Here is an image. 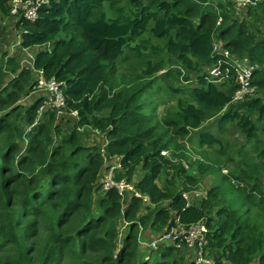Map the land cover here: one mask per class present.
<instances>
[{
  "label": "trees",
  "instance_id": "1",
  "mask_svg": "<svg viewBox=\"0 0 264 264\" xmlns=\"http://www.w3.org/2000/svg\"><path fill=\"white\" fill-rule=\"evenodd\" d=\"M9 8L10 0H0V15L12 18L18 45L35 50L32 68L4 50L0 56V251H6L0 264H51L66 252L73 253V264H193L171 245L136 259L139 227L161 230L174 218L204 220L214 264H264V230L247 218L249 208L217 205L214 186L187 202L182 192L188 188L175 189L172 179L193 185L195 178L161 153L192 130L200 153L210 146L222 150L217 132L234 122L244 140L235 147L242 181L235 187L242 203L264 217V0L243 9L232 0H47L33 19L10 15ZM214 41L248 58L251 94L230 99L231 68L221 82L205 75L218 57ZM117 63L130 68L131 77L124 80ZM35 69L59 81L64 109L75 110L73 117L45 109L33 122L39 96L17 102ZM160 69L182 81L167 86L174 105L161 117L163 128L143 100ZM116 75L114 90L109 82ZM17 114L27 129L13 121ZM208 117L211 124H202ZM87 126L99 132L101 147L82 141ZM111 158L121 167L115 177L133 180L139 195L122 200L114 187L101 186L99 176ZM168 169L172 176L159 185L157 178ZM141 195L152 207L136 214ZM119 219L125 225L118 241Z\"/></svg>",
  "mask_w": 264,
  "mask_h": 264
},
{
  "label": "rangeland",
  "instance_id": "2",
  "mask_svg": "<svg viewBox=\"0 0 264 264\" xmlns=\"http://www.w3.org/2000/svg\"><path fill=\"white\" fill-rule=\"evenodd\" d=\"M11 23V24H10ZM12 27V18L10 16H1L0 15V40L2 35ZM10 34V32H8ZM13 37V32L11 34ZM0 41V56L2 54V50L7 53H11L9 50L11 48H15L14 41L12 42L10 39ZM157 44L161 46V43L157 41ZM17 49V48H16ZM22 53L15 55L18 59L23 56ZM19 59V60H20ZM19 60H17L19 62ZM133 60V59H132ZM3 63V62H2ZM126 63L132 64L133 68H137V65L134 62L128 61ZM118 69H120L124 75V80L131 77V69L125 67L121 63H117ZM184 73V70L181 71V74ZM187 74L191 76L193 74L192 71H187ZM10 76V72L6 73L5 81H7L8 77ZM177 78H174L172 74L166 75L163 69H160L154 73L152 86L148 88V92L145 93L143 100L145 102V110L154 114V119L158 120L159 128L164 127L161 117L169 114V111L172 110L174 105V97L168 95L167 86H177L182 84V81ZM110 87L116 90L119 86V80L117 75L110 80L109 82ZM105 88L108 87V83L104 84ZM24 94H21L20 98L17 102H25L26 99L21 101V98ZM13 121L18 125L22 126L24 129L28 128V125L23 122L22 117L17 115H12ZM60 117V116H56ZM212 118L208 117L202 124L209 126L210 120ZM167 134L165 136H169L168 134L172 132V126H167ZM211 130L215 131V127H212ZM195 130L190 131L189 135H177L175 139H172L168 144L166 149H163V153L166 157L170 158L174 163L180 164L182 168L186 171L187 174H191L195 178V183L191 185L187 181L183 180L182 177H178L176 179H172L174 183L175 189H181L184 185L188 189H184L183 192H189L191 195L189 196L188 200L191 202H197L200 198L205 196L206 190L212 186H214L218 191V201L217 205L220 203H224L225 205L233 208H237L239 210H244L247 206L249 209L246 212V216L248 219L254 220L257 222L260 227L264 230V217L263 215L251 204L242 203L243 200L241 195H239V191L236 189L235 185L240 184L242 181H239V168L241 167L238 157V152H236L235 147L241 144L243 140V135L237 129L236 124L234 122H227L226 129L223 132L218 134L219 138L221 139V143L223 146L222 150H218L219 147L217 146H210L207 147L205 153H200L195 145L194 135ZM192 136L189 141H187L186 137ZM102 139L99 132L92 128L91 126L84 127L81 129V139L86 144L96 143L101 147ZM188 138V137H187ZM20 141V140H19ZM22 145L23 142H19ZM251 145L247 144L244 148L245 150L251 151ZM218 148V149H217ZM204 149V148H203ZM230 155L231 158H225L226 155ZM227 155V156H228ZM242 159V158H241ZM249 161V158H243ZM258 159V158H252ZM112 158L108 159L105 164H109ZM105 166V165H104ZM104 170V167L102 171ZM263 171V169H262ZM260 172V174L262 173ZM172 171L171 169L166 170L157 178V183L159 185H163V182L166 178H170ZM239 182V183H238ZM216 205V206H217ZM152 207L149 202H142L140 204V208L136 211V214L145 213L146 207ZM214 206L213 208H215ZM125 222V221H124ZM118 226V241L121 240V235L123 234L124 226H121L119 222L117 223ZM161 230H156L149 226L146 227H139L138 229V238H137V245H136V259L143 260L144 258L148 257V255L157 250L151 249L150 247V240L155 237V234ZM162 247V246H160ZM6 253L5 250L0 251V255H4ZM11 253V251H10ZM59 256V255H58ZM94 257V255H91ZM73 253L66 252L63 254L62 258L59 262H56L55 259L51 262V264H73ZM87 258V257H86ZM89 258V256H88Z\"/></svg>",
  "mask_w": 264,
  "mask_h": 264
},
{
  "label": "built area",
  "instance_id": "3",
  "mask_svg": "<svg viewBox=\"0 0 264 264\" xmlns=\"http://www.w3.org/2000/svg\"><path fill=\"white\" fill-rule=\"evenodd\" d=\"M257 0H232L233 6L238 9H243L246 5L254 3ZM47 0H10V15H22L25 18L33 19L36 17L37 8L41 3ZM214 50L218 53V57L206 67L205 75L209 80L214 82H221L226 77L230 70H233V79L235 87L231 93V100L241 99L254 91V85L251 83L252 66L248 62L245 55H235L224 48L219 41H214ZM35 47L31 50L24 47V54L19 60V65L25 68H32L33 52ZM35 76L29 92L39 96V104L36 109V116L33 122L40 116L45 109H52L55 116L64 114L75 115V110L66 111L64 109V98L59 87V81L52 76L45 78L39 69H35ZM163 153V150H161ZM118 160L110 162L99 176L101 186L103 188L114 187L121 199H126L131 194L139 195L140 193L135 189L133 180H127L124 176L115 177L116 172L120 169ZM264 177V170L261 173ZM183 197L188 202L191 195L189 192H182ZM142 198H147L146 195H141ZM207 226L202 218L182 223L176 218L173 222L161 229L155 234V237L150 240L151 249L159 248L160 246L171 245L176 249L184 251L186 263L193 264H214L212 256L208 251ZM229 264V263H224Z\"/></svg>",
  "mask_w": 264,
  "mask_h": 264
},
{
  "label": "crops",
  "instance_id": "4",
  "mask_svg": "<svg viewBox=\"0 0 264 264\" xmlns=\"http://www.w3.org/2000/svg\"><path fill=\"white\" fill-rule=\"evenodd\" d=\"M13 23V22H12ZM11 24V23H10ZM12 27H13V25H12ZM8 32H10V34L8 33ZM12 32H13V37L11 36V34H12ZM8 39H12L11 41L13 42L14 41V46H16L14 49L13 48H11V49H9V50H6V51H9V52H11V53H7L6 54V56L7 55H11V56H15V55H17V54H19V52L20 53H22L21 55H23L24 54V52H25V50H24V47H20L19 45H18V42H19V38H18V35H17V33H16V31H15V29L14 28H10L9 30H6V32L2 35V37H1V40L0 41H5V40H7L8 41V43H10V41L8 40ZM17 48V49H16ZM28 48V47H27ZM33 48V46L32 47H29L28 49H32ZM35 50V49H34ZM16 57V56H15ZM20 59V58H19ZM17 57H16V60H19ZM18 62V61H17ZM11 76V75H10ZM34 96H36L35 94H33V93H30L29 92V90L22 96V98H21V101L23 100V99H26V101H28L29 99H32ZM25 101V102H26ZM22 103V102H21ZM65 115V117H67V115H69V114H64ZM69 116H72V115H69ZM73 117V116H72ZM75 117V116H74ZM71 119V118H70ZM70 119H68V120H70ZM64 120H65V123H66V125L68 124V122H67V119H65L64 118ZM63 120V121H64ZM102 141H103V139H102ZM103 143V142H102ZM112 159H114V158H112ZM115 160V159H114ZM129 197V196H128ZM127 197V198H128ZM142 202H149L148 201V198H142ZM140 208V207H139ZM138 208V209H139ZM138 211V210H137ZM118 222H119V224L121 225V226H124L125 225V222L122 220V219H119L118 220ZM185 263H186V260H185Z\"/></svg>",
  "mask_w": 264,
  "mask_h": 264
}]
</instances>
